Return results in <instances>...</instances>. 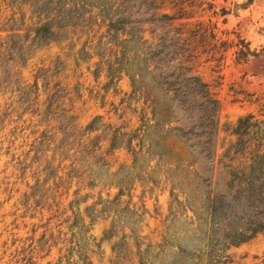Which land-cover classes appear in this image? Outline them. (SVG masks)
<instances>
[{
    "label": "rangeland",
    "instance_id": "rangeland-1",
    "mask_svg": "<svg viewBox=\"0 0 264 264\" xmlns=\"http://www.w3.org/2000/svg\"><path fill=\"white\" fill-rule=\"evenodd\" d=\"M96 1L104 0H85L78 14H61L69 25L57 40L41 41L30 30L47 21V12L38 9L46 0H0V264H110L114 242L123 234L133 242L132 226L140 235L164 230L176 164L212 174L218 188L225 181L220 165L208 172L201 156L177 138L170 139L168 164H157V158L144 154L133 168L127 136L112 153L104 152L113 128L129 132L136 126L133 108L141 102L128 99L131 85L125 70L113 72L114 83L107 84L108 68L118 67L114 62L120 56L119 42L126 36L107 34ZM243 1L204 0L191 19L215 25L222 40L236 41L239 34L258 52L237 62L234 48L229 49L220 65V80L212 70L215 62L200 59L197 70L219 102L218 153L234 139L230 132L240 117L252 113L264 120L259 105L264 103V0L245 8L240 6ZM48 7V20L59 23V6ZM10 37L17 42L15 49L6 47ZM56 89L59 96L50 100ZM96 115L101 116L97 129L83 134ZM94 136L100 147L87 153ZM120 167L118 177L127 172L133 182L132 189L117 195L113 174ZM174 192L183 200L178 189ZM114 197L117 208L128 212L119 217L113 211L99 212L102 203ZM143 205V216L131 213H140ZM114 218V235L103 238ZM260 249L261 244L252 243L230 251L245 264H254L252 255Z\"/></svg>",
    "mask_w": 264,
    "mask_h": 264
},
{
    "label": "trees",
    "instance_id": "trees-1",
    "mask_svg": "<svg viewBox=\"0 0 264 264\" xmlns=\"http://www.w3.org/2000/svg\"><path fill=\"white\" fill-rule=\"evenodd\" d=\"M203 1H96L107 34L112 38L120 34L126 36L119 42L120 56L114 62L118 67L108 68L107 84L114 83L113 72L125 70L131 85L128 99L141 102V106L133 108L136 126L129 132L113 128L104 152L112 153L119 147L120 138L127 136L126 147L131 153L133 168L139 159L144 160V154L157 158V164H168L172 157L170 139L177 138L201 156L208 172L213 171L215 164L225 172L223 186L218 188L212 174L204 176L194 169L189 171L190 164L187 167L181 166V162L176 164L170 180L172 200L163 220L164 230L153 231V236H148L140 235V229L132 226L133 242L130 243L125 234L114 242L110 264H245L230 250L252 243L261 244L260 251L252 255V261L264 264V120L255 118L252 113L240 117L230 132L234 139L218 153L219 102L211 85L197 70L200 59L205 56L203 62H215L212 70L218 73L220 80V65L229 49L234 48L237 62H246L258 52L239 34L236 41L222 40L217 37L215 25L191 20L194 9ZM253 1L244 0L240 6L245 8ZM49 3L59 6L58 17L63 13L66 16L78 14L77 7L84 9L87 5L85 0H46L38 9L41 13L47 12V21L30 30L34 38L41 41L57 40L59 31L69 25L63 23L62 17L57 24L48 20L52 13L48 14ZM225 13L223 10L222 14ZM71 26L75 27L76 23ZM16 46L17 42L10 37L6 47L15 49ZM57 95L58 89L50 100ZM259 105L264 112V103ZM100 118L94 116L85 125L83 134L96 130ZM98 141L97 136L90 139L91 151L86 152H95L100 147ZM120 168L113 174L117 178V195L132 189L133 182L127 172L118 177L123 167ZM187 171L191 176L184 174ZM136 177L145 181L138 174ZM175 189L184 195L183 200H179ZM109 211L119 217L128 209L117 208V197H114L105 200L99 210ZM146 211L143 205L140 213H131L141 217ZM90 216L93 220V210ZM116 220L112 219L103 238L114 235Z\"/></svg>",
    "mask_w": 264,
    "mask_h": 264
}]
</instances>
